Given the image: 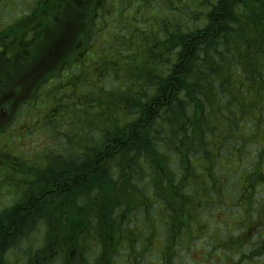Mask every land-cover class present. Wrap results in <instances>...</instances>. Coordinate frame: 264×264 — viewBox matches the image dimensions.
Instances as JSON below:
<instances>
[{"label":"trees","instance_id":"16d2710c","mask_svg":"<svg viewBox=\"0 0 264 264\" xmlns=\"http://www.w3.org/2000/svg\"><path fill=\"white\" fill-rule=\"evenodd\" d=\"M127 1L130 9L139 2L161 14L153 15L155 26L142 32L144 46L149 43L138 62L143 66L126 67L122 97L79 100L76 91L71 106L82 115H73L68 127L84 134L80 148L72 153L66 136L67 156L59 155L61 161L37 172L41 181H27L39 185L37 192L22 190L13 206L0 212L1 233L12 234L0 238V264H12L7 253L42 225L41 245L24 253L63 255L69 262L73 256H90L76 258V264H115L125 243L136 251L134 226H156L158 216L165 217L163 226L192 225V212L203 210V194L222 191L215 176L227 143L254 144L258 155L250 165L247 161L249 187L264 183L258 171L264 159V138L258 140L264 120V0ZM114 2L47 0L31 15H66L60 26L67 32L65 54L58 59L66 58L58 63L70 69L90 52L106 23L104 8L115 11ZM41 21L25 22L28 31L42 36ZM120 36L124 43L128 34ZM53 41L58 47L59 35ZM41 58L36 52L35 60ZM95 70L104 81L101 90L109 91L111 72ZM57 105L62 112L70 106ZM252 111L261 119L254 121ZM233 113L245 115L246 122L250 118L246 129L240 132Z\"/></svg>","mask_w":264,"mask_h":264},{"label":"rangeland","instance_id":"374dc122","mask_svg":"<svg viewBox=\"0 0 264 264\" xmlns=\"http://www.w3.org/2000/svg\"><path fill=\"white\" fill-rule=\"evenodd\" d=\"M26 0H19V6L23 4V2ZM28 1V0H27ZM115 2L113 4L117 5V9L110 13H107L110 15V17H103L104 21H107L104 27H102L101 31L95 34L94 43L91 46L90 52L85 54L83 56L82 62H78L77 66L72 65L70 72L67 71L65 77H67L68 82H63L62 84L69 85V86H75V91H77V95L79 96V100H82L84 98L86 99H98L99 96H101L102 99L105 100H112L114 97H122L124 95L123 93V87L122 85L125 82V74L128 71L126 67L130 65L131 67H141L143 64H139L138 62L142 57H144L142 54L145 52L146 47L148 48V41L145 40V46L143 40V30H147V27H149L151 24H153L155 21L151 19L153 15H157L158 17L161 15L159 14V10L156 9L155 6H147L145 4L136 3L132 9H130V5H128L127 0H114ZM199 1V0H197ZM140 4V5H139ZM164 8H166V3L163 2ZM3 11L1 12L2 15L7 16L9 13L14 14V9H11L7 5L3 6ZM20 9L17 10L19 12ZM22 12V11H21ZM98 25V22H97ZM155 26V23L152 25ZM139 27L138 30L134 31L135 28ZM129 28V29H127ZM129 30V31H128ZM121 34H128V37L126 41L123 43L121 41ZM110 39V40H109ZM146 39V37H145ZM108 40V41H107ZM131 45H134V48H138L139 51H136L131 48ZM97 66L100 70H107L111 72L112 76L108 83V86L110 87L109 91H103L101 90L103 80H99L97 75L99 74H93V70L89 69L87 73V69L90 67ZM77 69V70H76ZM94 83V81H99V87L97 83H94L92 85V89L86 87L89 85L90 80ZM48 81V77L45 76L39 80L36 81L35 86L33 87L32 94H35L40 89L39 95H42V90L44 93H49V86L51 84H45ZM44 84V85H43ZM121 86L117 88L116 86ZM43 85V86H42ZM42 86V87H41ZM69 86L67 88H69ZM41 87V88H40ZM84 87H86L87 92L84 93ZM105 87V86H104ZM72 91H68L65 93V90L60 93L56 92L55 90L51 91L46 96V101H43L40 98H37L35 100H32L35 104H29L28 100L20 102L18 108L16 111L19 113L22 109L26 108L25 110L21 111V115L16 122L17 129L15 130V134L17 136H4L0 138V146H14L16 148L15 151L22 152V156L31 157L35 152L39 149L38 155H36L34 158L30 159V161L24 159V158H18V163L20 166H22V169L29 171L28 175L23 174H14L12 169H9L7 167H4L1 169L0 177L2 180H13L16 179L18 181H28L29 179H33L35 174L39 171L45 170L48 165H50L51 162L55 161H61L60 156L65 157L66 154V142L65 137H63L62 142L56 143L61 140L63 134H65V131L67 126L62 125L59 126L57 131L54 133L52 129H49V123L46 122V120L43 119L44 115H48L50 112V109L56 107L57 102H62V104H70V106L64 107L65 111L62 113V119L64 124H68L69 118L73 115L77 116L82 115L75 107L71 106L73 99L70 98ZM65 93V95H63ZM73 92L72 94H74ZM126 94V92H125ZM75 95V94H74ZM66 96V98H65ZM65 99V100H64ZM64 100V102H63ZM56 104V105H54ZM54 105V106H53ZM51 115L57 114L54 111H51ZM253 114V111L251 112ZM254 115V114H253ZM261 117L254 115V121L260 120ZM31 121V122H30ZM233 123L238 122V126L240 128V132L243 131V129H246V123H250V118H247V122L245 120V115L239 116L237 113H233L232 117ZM30 123V124H29ZM227 123L230 124V122L227 120ZM259 134L260 137H258L259 140L264 138V120L259 121ZM23 127V128H22ZM24 127H26L24 131ZM60 130V131H59ZM10 131L9 127H4V132L6 135ZM253 133V129H251ZM51 132H53L51 134ZM10 133V132H9ZM23 133L29 134L21 136ZM54 134V135H53ZM239 134V133H238ZM53 135V136H52ZM68 137H70L71 141L73 142L72 145V153H76L79 150V144L81 140L84 137L83 133L77 134V132L66 134ZM2 136V135H0ZM49 139L52 142L53 148L49 146ZM66 137V141H67ZM255 141V139H252ZM257 142V141H256ZM226 150L223 151L221 154V157L218 162L223 163V166L220 164L218 165L217 169L220 174V182L219 186L222 189L221 192L218 193H212L206 191L203 194V198L201 199L202 207L205 210V216L210 217V219H207L208 222H210L211 226H194L192 227V230L195 231L196 235H199L197 237H202L206 230L207 237L203 238L201 240H210L212 238H216V234L220 233L222 238H227V231L224 229V227L230 229L233 228L235 231L237 226H234V220L230 221L232 226H221L226 221L230 220L231 218L238 217L237 211H240L242 209L241 204L239 203V200L236 198H232L229 195H225L223 198V201L227 204H221L220 198H217L221 196L225 189L230 190L233 192L234 197H240V199H249L251 195H249L250 192H252V189H246V184L248 183V174L245 171L244 167L241 166L243 157H250L253 156L254 153H251V147L248 148H239L238 146L231 147L230 143L225 144ZM4 153H7L9 155L10 150L7 149V147L3 150ZM0 158L4 160L6 163L10 160V158L14 157H7L0 154ZM29 162V163H27ZM247 164V161L245 162ZM6 171H9L10 174H6ZM217 178V176H215ZM241 178H247L248 181L244 184H241L238 179ZM4 185L0 186V196H2L3 193H6L5 189H3ZM30 187L32 185L30 184ZM20 188H25V184L20 183ZM15 189L14 186L11 187V191ZM197 191V190H196ZM259 198L263 197L258 195ZM12 196H8V198L4 199L5 203L10 202V199ZM260 203H256L250 208L248 206L249 210L248 212L252 214H256V209L260 207ZM204 216V217H205ZM231 218H230V217ZM161 217V216H158ZM199 218L198 213L194 214V217L190 220H196ZM261 222L264 224V215L261 216ZM226 220V221H224ZM243 220V219H242ZM223 221V222H222ZM222 222V223H217ZM218 225V226H215ZM209 227V228H208ZM136 229L131 230L132 233L135 230L140 234L139 239V247L136 249V251L133 253L135 255V259L137 261L142 260V262H145L148 259V264H160L159 260L155 255L151 256V253H154L158 255L156 250L151 246V244L155 241L161 240L159 239V236L156 233V228L159 229L161 236H163V227L162 226H154L155 230L152 235L147 234V230L149 229V226L139 225L135 227ZM220 228V229H219ZM214 229L216 232L214 233ZM209 232L211 235H209ZM262 233H264V227L262 229ZM188 234L187 231L181 230L177 233V235L174 237V239H168L164 241L165 244V255L168 258V254H172L173 256L178 255L181 257V262L179 264H209L208 258L210 252L209 248L204 245L201 241H193L188 240L186 235ZM228 234H231V232H228ZM149 236V237H147ZM34 244H40L41 242L38 241V235L35 236ZM147 237V238H146ZM219 238V236H217ZM216 238V239H217ZM178 239V241H177ZM168 242L172 243V247L168 248L166 244ZM213 243V242H211ZM196 244V245H195ZM148 246V249L145 250V248ZM226 247L224 245L221 246V249H225ZM158 249L160 251H164L161 245V242L158 243ZM204 249H208V252L204 253ZM212 250V258L218 255L217 252H214V247L210 248ZM236 250L238 247L235 248ZM145 250V251H144ZM219 252L220 250L217 249ZM18 253H22L21 250H18ZM199 254V257L197 256ZM210 259V264H220L218 259ZM130 257H128L127 253H124L121 250V254L119 255L118 260H115V264H133V259L130 260ZM228 264H234L233 262H230ZM243 264H252L248 261L244 262Z\"/></svg>","mask_w":264,"mask_h":264},{"label":"flooded vegetation","instance_id":"af4514ba","mask_svg":"<svg viewBox=\"0 0 264 264\" xmlns=\"http://www.w3.org/2000/svg\"><path fill=\"white\" fill-rule=\"evenodd\" d=\"M46 2L47 0H26L19 6V0H0V133L2 132V121L5 120L3 116L6 115L3 101L13 93L17 94V98L12 99V104L31 96L26 92L33 89L37 80L47 76L51 70L56 72L62 68L60 63L55 62L54 57L63 53V48L66 46L64 38L67 32L64 33L63 27L60 28L67 21L66 15L62 13L61 16L31 15L36 7ZM62 3L64 5L66 0H62ZM5 5L14 9V14L2 15L1 12ZM18 9H20L19 12H17ZM36 19L42 20L40 25L46 27L44 33H40L42 36L27 29V25ZM44 20H47L48 24ZM19 24H24L22 31H20ZM54 34L59 35L60 38L58 47L54 45ZM36 52L44 58L36 61ZM17 87L25 89L21 96ZM14 204L15 202H12L10 207ZM4 237L12 238V234H4L0 231V238ZM32 238L35 239V236H30L27 240V249L32 248L35 251V240ZM10 251L6 256L12 264H24L28 261L30 264H36V262L39 264H75L76 258L87 259L86 256H73L69 262L63 255H29L25 254L24 250L22 253H15L16 250H12L10 254ZM0 262H2V255H0Z\"/></svg>","mask_w":264,"mask_h":264},{"label":"bare ground","instance_id":"6f19581e","mask_svg":"<svg viewBox=\"0 0 264 264\" xmlns=\"http://www.w3.org/2000/svg\"><path fill=\"white\" fill-rule=\"evenodd\" d=\"M17 90L19 91L20 96L25 91V89L24 88H21V87H17ZM13 98H17V94L13 93V94H11L10 96H8V98H6L3 101V103H4V105H3L4 106V109L14 108L15 106L19 105L21 99L18 102H14L12 104V99ZM248 147H251V153H254V155L253 156H250V157H254V156L258 155L257 150H256V147L254 146V144H246V145L243 146V149L248 148ZM7 149H9L10 152H15V150H16V148H14L13 145L12 146H9V147L7 146ZM244 165H245V158L243 157L241 166H244ZM61 174H63V173H61ZM42 176L43 175L36 174L32 180H34L36 182L41 181L43 179ZM216 176L218 178V177H220V174H217ZM38 187H39V185L33 184L32 187H31L32 188V192H37ZM41 189L42 190H46L47 187L46 188L45 187H42ZM36 195H41V194H40V192H38V193H36ZM18 214H19V212L14 213L13 216H18ZM237 214H238V217H243L244 216V213L239 212V211H237ZM13 229L15 230V226H12V230ZM208 262H209V264L211 263L210 260H208ZM220 264H228V263L222 262Z\"/></svg>","mask_w":264,"mask_h":264}]
</instances>
